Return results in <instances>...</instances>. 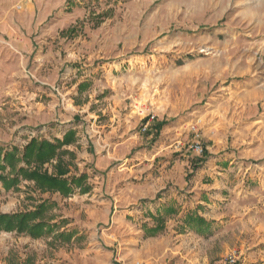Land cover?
Returning <instances> with one entry per match:
<instances>
[{
	"label": "rangeland",
	"instance_id": "rangeland-1",
	"mask_svg": "<svg viewBox=\"0 0 264 264\" xmlns=\"http://www.w3.org/2000/svg\"><path fill=\"white\" fill-rule=\"evenodd\" d=\"M204 3L0 0V158L67 134L39 169L72 189L0 181V214L51 206L42 237L0 231V264H264V0H225L212 47ZM119 116L132 143L93 131ZM96 185L110 211L88 207Z\"/></svg>",
	"mask_w": 264,
	"mask_h": 264
},
{
	"label": "trees",
	"instance_id": "trees-1",
	"mask_svg": "<svg viewBox=\"0 0 264 264\" xmlns=\"http://www.w3.org/2000/svg\"><path fill=\"white\" fill-rule=\"evenodd\" d=\"M55 144L41 141H31L21 154V158L15 157V149L12 152L4 153L0 158V171L4 172L6 168L9 169L7 174H11L12 177H8L7 174H0V181L5 189L15 187L19 182V177L22 179L32 181L34 187L40 192L54 191L59 192L64 197H67L72 189L70 188L68 181L63 178L67 173V169H60L56 175L48 174L46 171H41L39 168L46 162L50 161L57 155V149L64 144H68L69 139H65ZM66 154L71 155L69 152ZM24 162L26 166L19 167L15 170L17 162ZM33 164L35 167L31 168ZM12 172V173H11ZM51 206L45 201L39 203L33 210H27L24 212H16L11 214H0V231H16L18 233H24L32 238H39L51 232V227L48 224L51 216H46V212ZM204 225V220L198 219V226Z\"/></svg>",
	"mask_w": 264,
	"mask_h": 264
},
{
	"label": "crops",
	"instance_id": "crops-1",
	"mask_svg": "<svg viewBox=\"0 0 264 264\" xmlns=\"http://www.w3.org/2000/svg\"><path fill=\"white\" fill-rule=\"evenodd\" d=\"M202 10H204V29H208L207 27H211V29L206 30V34L211 33L212 37H209L208 39H206V41L209 44L208 46L212 47L218 41L217 40L218 39L217 35L219 34V28L218 27L214 28L213 26L217 25L218 20L224 16V13H225V0H205L204 9H202ZM104 69H105V73H102V76L103 75H105V76L108 75V72H109V71L106 70V68H104ZM95 83H99V80H95ZM78 84H79V82L76 84V86ZM25 109H27V107H25ZM111 109H115V106L114 107L111 106ZM124 121L125 120L123 119V117L119 116L118 120L112 122L111 124L101 125V126L95 125V127H93L92 129H93V131L95 133H101L102 129L104 127L108 126V127L111 128L108 133H112L113 132L111 135L108 136V138L111 139L110 140L111 143H122V142H124V140L125 141L128 140L127 144H129V143H132L131 139L128 137L129 136L128 135L129 134V126H128V124L124 123ZM26 124L31 125L32 122L30 121L29 123H26ZM17 126H19V125H15V127H17ZM119 126H120V132L118 133L117 129H118ZM141 131H143V132H151L152 129L151 128L150 129L146 128L145 130L141 129ZM64 132L65 131L63 130L62 134L60 136H62ZM203 133H204V131H203ZM60 136L57 135L56 137H60ZM77 136H78V139H75V141L71 145L63 146V147L73 151L75 153L76 160H82V159H84L85 155L87 156V149H91V148L94 149L95 147H93V145H90L89 147L85 146V143H89L90 142V144H93V139H82V137L79 135V133H77ZM150 137H151V135L147 136L145 139H149ZM114 139H116L115 142H113ZM157 139H161V137L157 138ZM162 139H169V140L172 139L173 140V139H181V138L177 137L174 133H172L168 137H164ZM58 140H62V139H58ZM95 140L96 139H94V141ZM108 153L110 155L114 156L111 151H109ZM142 156H143L142 161H139V163L133 164V165H131V167H129L130 169H132V171L134 170L136 172H144L147 168L150 167L151 164L149 163V161H146V160H150V157H146L145 158L144 157L145 154H142ZM141 162H142V166L141 167L134 168V166H140L139 164ZM20 166H23V165L21 164ZM201 177L202 178L204 177V172L202 173ZM140 178H141V176H140ZM90 186H92V185L90 184ZM202 186L204 188V185H202ZM98 188H99V186L96 185L94 187H91V189L87 193H85V196L88 197L89 200L93 201V203H90V205L88 207L95 206L97 203H99V201H101V203H103V205L105 206V210L106 211H110L112 203L111 202L107 203L106 201L101 200L96 195V192H97ZM203 197H204V194H203ZM69 200L71 202H72V200H76V202L80 203L79 202L80 200L78 198H76L75 195H73V198H69ZM77 235L78 234L74 235V237L77 236Z\"/></svg>",
	"mask_w": 264,
	"mask_h": 264
},
{
	"label": "built area",
	"instance_id": "built-area-1",
	"mask_svg": "<svg viewBox=\"0 0 264 264\" xmlns=\"http://www.w3.org/2000/svg\"><path fill=\"white\" fill-rule=\"evenodd\" d=\"M153 119H154V116L152 115L149 118V120L144 124L142 129L145 130L147 128V126L150 124L151 120H153ZM192 129L195 132V138L198 139L199 138V133L196 131L195 127H192ZM190 148L196 153H201L202 152L201 145H200V143L198 141L193 142V144L190 146Z\"/></svg>",
	"mask_w": 264,
	"mask_h": 264
}]
</instances>
